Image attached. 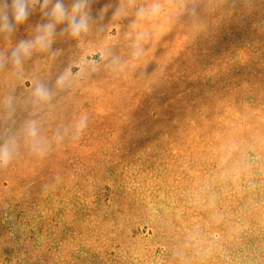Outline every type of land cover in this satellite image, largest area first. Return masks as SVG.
I'll use <instances>...</instances> for the list:
<instances>
[{"label":"rangeland","instance_id":"1","mask_svg":"<svg viewBox=\"0 0 264 264\" xmlns=\"http://www.w3.org/2000/svg\"><path fill=\"white\" fill-rule=\"evenodd\" d=\"M63 2L70 8L73 0ZM104 4L113 8L84 40L60 35L67 24L57 25V55L35 52L15 84L18 101L36 79L54 89L66 68L90 63L107 47L125 65L117 76L101 63L99 73L39 113L49 138L87 115L79 140L43 159L22 151L0 171V264H264V186L246 191L233 182L215 218L190 198L215 178L231 139L260 155L254 171L264 185V0L236 10L231 0H200L199 18L179 21L176 6L166 5L164 15L133 30V17L111 19L119 0H96L94 18ZM45 23L38 5L8 40L0 36V52L10 56ZM137 31L154 35L133 72ZM8 71L0 73V98L13 87ZM30 115L19 109L16 126ZM44 184L51 185L46 193ZM195 228L209 245L203 261L192 258L187 241Z\"/></svg>","mask_w":264,"mask_h":264},{"label":"clouds","instance_id":"2","mask_svg":"<svg viewBox=\"0 0 264 264\" xmlns=\"http://www.w3.org/2000/svg\"><path fill=\"white\" fill-rule=\"evenodd\" d=\"M96 0H73L71 7L65 6L63 0H0V36L8 40L24 24L29 16L39 10L47 23L36 25V35L31 40H20L12 49L11 55L7 56L0 52V73L9 70V80L12 89L0 98V171L10 167L22 151L33 158H47L56 148L61 147L68 141L79 140L88 127L89 117L81 116L71 124L57 126L51 138L42 135L41 120L39 113L52 108L55 97L60 93L72 90L79 86L84 78H91L99 73L100 65L119 76L125 65L120 57L114 54L111 47L98 54V58L85 64L83 61L66 68L56 79L54 89L50 88L44 81L36 79L32 82L28 96L18 101L15 92V84L24 78V63L29 60L35 52L49 53L52 57L57 52L51 51L56 28L59 24L66 22L67 26L60 31V35L67 34L78 41L86 39L92 32V23L101 20L113 8L111 4H104L98 10L97 17L91 13V5ZM256 0H231L233 10L239 4L245 8L252 9ZM176 6L173 14L175 20L182 17L189 19L199 18L201 12L200 0H150L149 3L137 6V0H119L115 6L111 19L123 20L129 16L133 17L127 27L129 30L138 29L141 21H155L164 15L165 6ZM104 26L98 25L96 33L104 32ZM152 31H137L131 47L132 63L131 71L137 70V64L145 52L144 44L153 39ZM76 71L73 72L72 68ZM143 71L141 76H143ZM21 108L28 109L31 115L18 127L15 115ZM261 157L258 153L245 150L240 147L235 139L228 140L218 157L216 167L218 172L213 180L205 181L198 185L190 195L196 203H204L210 206L212 216L215 218L220 213L217 204L221 193L227 190L233 182H241L246 191H257L262 183L257 178L258 173L254 171L260 163ZM247 181L244 184V181ZM43 191L46 193L51 185L44 184ZM220 191H217V189ZM205 236L200 228H195L187 234V241L193 249V259L199 258L203 261L208 253L209 245L204 243Z\"/></svg>","mask_w":264,"mask_h":264},{"label":"trees","instance_id":"3","mask_svg":"<svg viewBox=\"0 0 264 264\" xmlns=\"http://www.w3.org/2000/svg\"><path fill=\"white\" fill-rule=\"evenodd\" d=\"M247 57H250V55H246ZM199 93V91H197Z\"/></svg>","mask_w":264,"mask_h":264}]
</instances>
